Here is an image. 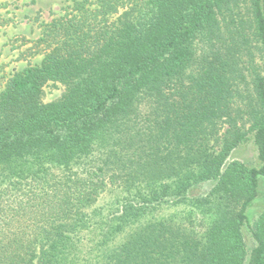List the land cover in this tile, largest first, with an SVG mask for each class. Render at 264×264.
Masks as SVG:
<instances>
[{"label": "trees", "instance_id": "1", "mask_svg": "<svg viewBox=\"0 0 264 264\" xmlns=\"http://www.w3.org/2000/svg\"><path fill=\"white\" fill-rule=\"evenodd\" d=\"M242 4L236 24L226 12ZM40 26L24 41L41 63L0 91V264H264V74L251 78L256 121L238 126L239 61L250 38L264 55V0H73ZM48 82L63 91L43 102ZM238 129L257 166L226 162ZM163 207L188 209L199 231Z\"/></svg>", "mask_w": 264, "mask_h": 264}, {"label": "rangeland", "instance_id": "2", "mask_svg": "<svg viewBox=\"0 0 264 264\" xmlns=\"http://www.w3.org/2000/svg\"><path fill=\"white\" fill-rule=\"evenodd\" d=\"M6 4L0 8V14L6 18H10V24L0 27V91L4 88L6 80L12 76L15 72L22 70L28 65L40 64L43 58L42 53L32 54L29 52V46L31 40H35L40 36L42 22L51 20L52 18L63 14L68 5L73 0H4ZM232 10L226 12L227 16L233 17L236 24H238V18L243 17L245 11V5L239 7L232 6ZM244 19V18H243ZM245 27H248L247 23H244ZM24 38L29 41H24ZM239 64L243 67L246 74L245 80L238 81V126L245 124L248 127L250 124L255 123L257 118L256 108L249 104L250 96H253V89L251 84V78L255 73L264 74V55L258 50V45L251 38L248 41V50L245 56L240 57ZM63 86L60 83L48 82L43 87L42 101L50 102L61 95ZM246 102V104H245ZM218 130L219 141L215 148L218 149L220 145L226 143L224 141L223 134L225 133L226 125ZM233 129H229L232 132ZM246 132L245 138L240 139L238 144L234 146L226 157V162L229 160H239L248 165H258L257 152L253 144L251 134L248 129H238V133ZM212 185V181H207L201 186L194 189L193 194L207 190ZM119 190L111 189L104 192L93 207L97 209H106L107 206L113 204L119 196ZM260 200H257L255 204L249 210V216L256 217L262 207L259 204ZM173 214L184 220L183 222L188 227H192L194 230L199 231L197 227H194L198 221L196 215L191 216L190 212L186 208L177 207H163L156 215L160 218L168 217ZM201 216V215H200ZM211 214L204 218L209 223L211 220ZM176 218V219H177ZM152 214L149 213L143 218V223L150 221ZM196 219V220H195ZM134 226L128 227L122 233H119L116 237V241H121L128 233L134 230ZM244 240L248 248L251 247L252 241L248 228L244 226ZM173 264H181L179 257L175 258Z\"/></svg>", "mask_w": 264, "mask_h": 264}]
</instances>
